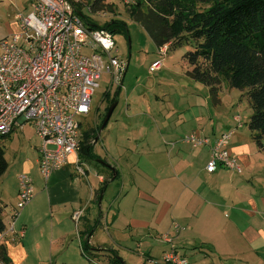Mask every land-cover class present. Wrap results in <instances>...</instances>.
<instances>
[{"label":"crops","instance_id":"1","mask_svg":"<svg viewBox=\"0 0 264 264\" xmlns=\"http://www.w3.org/2000/svg\"><path fill=\"white\" fill-rule=\"evenodd\" d=\"M236 117L234 129L231 123L208 129L199 123V116H194L195 122L182 119L174 127L166 122L167 117L154 119L150 127L136 122L133 141L129 139L131 147L119 149L117 143L112 144L108 149L112 163L105 159L119 172L118 183L127 194L119 196L122 198L117 210L101 205L99 219L92 216L91 205L94 199L102 203L101 194L104 192V198L112 180L102 191L109 173L96 169L99 183L95 187L87 169L83 168L85 175L74 171L76 158L50 175L45 206L24 208L13 222L14 210L6 213L7 205L0 201L7 227L0 240L9 257L14 264H46L38 259L42 253L54 256L55 251H61L55 232L46 235L41 228V215L46 210L52 221L54 215L60 222L67 218L75 221L81 251L85 241L96 250L114 251L120 256L117 245L96 236L94 228L99 225L108 232L125 233L140 246L146 238L164 240L167 246H160L162 256L174 248L189 264H264V185L262 190L255 187L256 181L264 180V152L252 141L251 134L245 138L236 133L240 127ZM191 133L208 137L209 145L190 147L183 138ZM222 134H232L228 148L237 156L241 174L225 168L214 173L207 171L211 149ZM78 213L80 218L76 221L74 216ZM29 228L33 230L30 235L26 232ZM148 246L143 253L144 264H161V259L158 261L153 255L156 245Z\"/></svg>","mask_w":264,"mask_h":264},{"label":"rangeland","instance_id":"2","mask_svg":"<svg viewBox=\"0 0 264 264\" xmlns=\"http://www.w3.org/2000/svg\"><path fill=\"white\" fill-rule=\"evenodd\" d=\"M96 1H78L83 14L91 23L103 27L113 20H119L126 24L128 31L113 34L119 50V58L125 64V71L121 79L122 85L111 84L110 77L105 74L99 82L100 87L92 97L91 112L89 115L79 118L83 123L82 131L96 129L104 121L106 109L113 104L111 101L117 99V106L108 124L99 131L100 134L98 133L99 139L95 145V153L100 159H107L112 163L108 156V149L112 144L117 143L119 149L131 147L129 139L132 140L134 137L133 127L136 122L150 127L154 124L152 122L154 119L164 120L166 117L168 118L166 122L171 123L173 127L177 126L182 119L195 122L194 116H199V123L206 124L208 129L226 123H231L230 125L234 126V129L237 126V123L233 121L234 117L239 116L240 127L236 133H242L245 138H250L251 131L248 122L253 110L247 97L243 95L244 92L225 85L219 94V102H215L209 88L194 81L188 75L191 67L183 56L187 51L193 49L191 44L175 50L170 49L163 56L148 33L141 25L133 21L130 15V9L136 0H99L98 9L94 10L92 5ZM209 6L210 4L205 0H200L198 3L200 10ZM31 10V0H0V39L17 32L19 27L16 16L26 15ZM158 60L162 61V66L158 70L152 71L153 63ZM236 137L235 134L232 138ZM40 143L41 140L30 123L25 124L22 128L17 127L9 137H0V145L4 148L9 164L8 170L0 178V201L7 205L6 213H11L17 204L15 193L20 188V177L23 174H28L32 178L35 189L34 198L25 208L32 207L34 204H39V207L46 204V187L50 186V182L49 178L47 182L43 178L39 167L37 147ZM190 147L192 146L190 145ZM51 148L54 147L51 146ZM74 158V156H70L69 161ZM82 161L81 166L89 171V180L96 187L99 183L96 170L98 168L93 161L84 159ZM118 163L123 164L121 160ZM100 170L102 171V169ZM74 171L78 174L76 170ZM106 179H109L108 175ZM118 179L111 182L101 204H98L94 199L91 205V214L95 218L99 219L98 210L101 205L102 208L104 205L106 208L108 204L107 208L117 210L118 200L122 198L119 196L127 194V190L120 187ZM261 185H264V180L256 181V190L261 189ZM89 217L91 218V215ZM75 225V221L71 218L60 222L56 215L52 221L49 213L46 214V210L45 212L43 210L41 228L46 235L51 231L55 232L59 241L58 248L61 251H55L54 256H48V253L44 252L38 259H42L41 261L46 264H108L112 257L110 251H93V247H88L84 241L87 248L85 254L82 253ZM98 227L99 225L94 228L96 236H100V239L105 238V243L117 245L121 252L119 257L123 255L127 264H144L146 259L143 253L147 251L148 245H156L153 255L159 261L162 259L161 247L167 246L166 243H163L164 240L151 237L146 238V243L140 246L137 241L129 240L124 235L125 233L123 235L122 233L116 234V231L108 232L104 226ZM26 232L30 235L33 230L29 228L26 229ZM63 237L65 238L63 239ZM125 247L131 250L128 251ZM31 264L36 263L31 261Z\"/></svg>","mask_w":264,"mask_h":264},{"label":"built area","instance_id":"3","mask_svg":"<svg viewBox=\"0 0 264 264\" xmlns=\"http://www.w3.org/2000/svg\"><path fill=\"white\" fill-rule=\"evenodd\" d=\"M78 1L32 0V10L16 16L19 30L0 39V137L30 123L41 140L39 167L45 180L66 166L72 155L75 170L85 175L79 158V118L91 112L92 97L103 76L108 75L111 84L122 85L125 71L113 33L86 23L76 12ZM159 51L165 56L167 46ZM161 66L158 60L151 69L156 71ZM236 120L240 122V117ZM231 135L222 134L216 140L207 164L209 173L218 168L243 172L237 156L228 148ZM184 141L193 148L210 143L208 137L196 133L186 135ZM32 183L28 174L21 175L13 222L34 198ZM79 218V213L74 216L76 221ZM164 239L170 241L168 235ZM160 263L189 264L174 248Z\"/></svg>","mask_w":264,"mask_h":264},{"label":"trees","instance_id":"4","mask_svg":"<svg viewBox=\"0 0 264 264\" xmlns=\"http://www.w3.org/2000/svg\"><path fill=\"white\" fill-rule=\"evenodd\" d=\"M199 1L136 0L130 15L148 33L157 48L167 46V53L170 49L192 45L193 49L183 56L191 67L188 75L208 87L215 102H219V94L225 85L244 92L253 110L248 122L251 136L264 152V0H205L210 6L203 10L198 9ZM98 4L99 0L92 5V9L96 10ZM75 7L76 12L92 27L106 29L113 34L128 32L126 24L119 20L103 27L91 23L83 14L79 2ZM115 102L117 99L111 104ZM102 124L96 129L82 131L79 157L80 160L93 161L98 169L109 173V179L101 188L103 191L114 174L99 162L103 159L95 153ZM8 167L4 148L0 145V178ZM118 178L119 172L115 179ZM2 213L3 208L0 207V235L7 228ZM84 243L83 254L87 248ZM86 245L91 247L88 242ZM110 253L112 257L108 264H126L116 252ZM0 264H14L1 241Z\"/></svg>","mask_w":264,"mask_h":264},{"label":"water","instance_id":"5","mask_svg":"<svg viewBox=\"0 0 264 264\" xmlns=\"http://www.w3.org/2000/svg\"><path fill=\"white\" fill-rule=\"evenodd\" d=\"M116 106H117V103L115 102V103H113V104L109 107V110H108V112H107V114H106V116H105V119H104V121H103V124H102V126H101L100 131H101L102 129H104V128L106 127V125L108 124V122H109V120H110V118H111V116H112V114H113V112H114ZM99 134H100V132H99ZM96 141H97V140H96ZM99 162H100L101 164H103L104 166L109 167V168L111 169V171H113V174H114V175H113V178H112L111 180L114 181V180H115V177H116V175H117V172H116L115 168H113L110 164H108L107 162H105V161H103V160H99ZM103 194H104V192H102V194H101L100 202L102 201Z\"/></svg>","mask_w":264,"mask_h":264}]
</instances>
